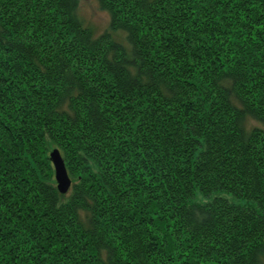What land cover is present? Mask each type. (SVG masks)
<instances>
[{
    "label": "trees",
    "instance_id": "obj_1",
    "mask_svg": "<svg viewBox=\"0 0 264 264\" xmlns=\"http://www.w3.org/2000/svg\"><path fill=\"white\" fill-rule=\"evenodd\" d=\"M96 1L0 0V264H264V0Z\"/></svg>",
    "mask_w": 264,
    "mask_h": 264
},
{
    "label": "rangeland",
    "instance_id": "obj_2",
    "mask_svg": "<svg viewBox=\"0 0 264 264\" xmlns=\"http://www.w3.org/2000/svg\"><path fill=\"white\" fill-rule=\"evenodd\" d=\"M78 14L84 17L86 24L90 25L94 33H101L107 28L108 16L107 13L100 9L96 0H79ZM253 119L249 121L251 124ZM198 200L204 201L205 199L198 195Z\"/></svg>",
    "mask_w": 264,
    "mask_h": 264
},
{
    "label": "water",
    "instance_id": "obj_3",
    "mask_svg": "<svg viewBox=\"0 0 264 264\" xmlns=\"http://www.w3.org/2000/svg\"><path fill=\"white\" fill-rule=\"evenodd\" d=\"M49 160H51L54 170V179L57 183L56 189L61 193H66L69 189L72 180L65 168L64 159H62L59 149L52 150L49 154Z\"/></svg>",
    "mask_w": 264,
    "mask_h": 264
}]
</instances>
